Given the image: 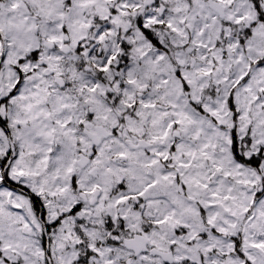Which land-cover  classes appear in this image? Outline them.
Segmentation results:
<instances>
[{
  "label": "snow or ice",
  "instance_id": "6c2138e0",
  "mask_svg": "<svg viewBox=\"0 0 264 264\" xmlns=\"http://www.w3.org/2000/svg\"><path fill=\"white\" fill-rule=\"evenodd\" d=\"M0 264H264V0H0Z\"/></svg>",
  "mask_w": 264,
  "mask_h": 264
}]
</instances>
